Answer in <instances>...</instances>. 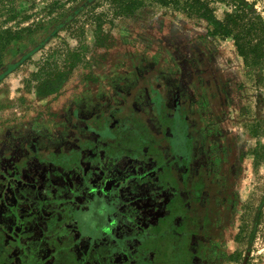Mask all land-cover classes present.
<instances>
[{
	"label": "rangeland",
	"instance_id": "374dc122",
	"mask_svg": "<svg viewBox=\"0 0 264 264\" xmlns=\"http://www.w3.org/2000/svg\"><path fill=\"white\" fill-rule=\"evenodd\" d=\"M200 1L0 0V264H264V0Z\"/></svg>",
	"mask_w": 264,
	"mask_h": 264
},
{
	"label": "trees",
	"instance_id": "16d2710c",
	"mask_svg": "<svg viewBox=\"0 0 264 264\" xmlns=\"http://www.w3.org/2000/svg\"><path fill=\"white\" fill-rule=\"evenodd\" d=\"M193 13L197 14L199 17H207L209 18V9L207 7V4L200 0H193V7H192ZM241 13L234 14H228L226 19L222 23H216L214 28L212 27L211 30H209L212 34L219 33L222 34L225 37L233 36L235 39V44L237 45L238 50L241 54L247 55V52H252L254 49L251 47V41H245L244 38H246L244 35H241V27L240 18ZM261 25L263 26V23L258 20V25L261 28ZM247 28L246 31L251 30V25H245ZM255 27V25H254ZM264 27V26H263ZM237 31V33L235 32ZM2 37L9 38L8 42H4ZM12 34L10 33H0V68L3 67V50L6 48L7 44L11 41ZM250 46V47H249ZM247 50V51H246Z\"/></svg>",
	"mask_w": 264,
	"mask_h": 264
},
{
	"label": "flooded vegetation",
	"instance_id": "af4514ba",
	"mask_svg": "<svg viewBox=\"0 0 264 264\" xmlns=\"http://www.w3.org/2000/svg\"><path fill=\"white\" fill-rule=\"evenodd\" d=\"M109 149V148H108ZM98 150V149H97Z\"/></svg>",
	"mask_w": 264,
	"mask_h": 264
}]
</instances>
